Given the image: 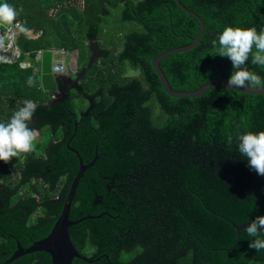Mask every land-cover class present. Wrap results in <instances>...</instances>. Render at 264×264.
Returning a JSON list of instances; mask_svg holds the SVG:
<instances>
[{
    "label": "trees",
    "instance_id": "16d2710c",
    "mask_svg": "<svg viewBox=\"0 0 264 264\" xmlns=\"http://www.w3.org/2000/svg\"><path fill=\"white\" fill-rule=\"evenodd\" d=\"M73 1H4L17 9V22L42 35L27 40L19 34L20 58L0 63V122L31 100L37 108L30 127L49 128L51 139L9 163L0 161V264L12 257L17 242L26 249L51 232L79 169L67 149L73 135L70 147L85 165L98 159L80 179L70 209L71 221L95 217L69 228L75 249L87 261L72 264H151V259L153 264H264V250L249 247L254 238L245 230L237 234L230 224L264 215V176L238 151L241 133L264 131V95L221 86L197 98L165 93L152 60L191 44L200 30L175 0H83L82 10L68 5L52 15ZM180 2L202 19L205 30L194 49L160 62L171 89L193 92L211 80H228L231 61L216 55L218 43L214 47L212 41L225 26L264 29V0ZM119 4L121 21L136 23L139 30L120 35L103 28ZM101 36L123 37L103 48ZM92 39L101 56L86 71L82 90L49 104L35 72L36 54L77 50L78 65L87 63ZM25 54L31 67L23 69ZM247 66L264 78V66L251 58ZM126 69L139 76H123ZM75 96L88 97L89 106L92 101L86 115L74 110ZM10 264H51V258L33 253Z\"/></svg>",
    "mask_w": 264,
    "mask_h": 264
},
{
    "label": "clouds",
    "instance_id": "9594fccd",
    "mask_svg": "<svg viewBox=\"0 0 264 264\" xmlns=\"http://www.w3.org/2000/svg\"><path fill=\"white\" fill-rule=\"evenodd\" d=\"M18 15L13 5L7 2L0 3V26L7 25L9 31L14 28L21 33L29 32L30 29L24 23L17 22ZM212 43L214 47H217L218 43L216 55L227 57L231 61L233 71L227 80V85L235 86V88H264V78L250 71L247 66L250 58L252 64L264 66V29L257 32L254 27L225 26L218 34L217 40ZM0 61V63L13 62L5 57ZM27 83L33 86V78L29 77ZM36 108L35 102L25 100L23 106L14 111L6 123L0 122V161L9 163L13 158L34 150L36 134L30 127V122ZM229 143H231V137H229ZM238 151L245 157L252 170L264 176V131L241 133L238 136ZM245 231L248 236L254 238L249 247L256 251L264 250V238H262L264 237V215L251 220L245 227Z\"/></svg>",
    "mask_w": 264,
    "mask_h": 264
},
{
    "label": "water",
    "instance_id": "95a60500",
    "mask_svg": "<svg viewBox=\"0 0 264 264\" xmlns=\"http://www.w3.org/2000/svg\"><path fill=\"white\" fill-rule=\"evenodd\" d=\"M175 2L178 5V7L184 13L194 17L199 22L200 30H199L198 36L192 40L191 44H189L187 46L167 50L152 60V66H153L157 76L160 79L161 85H162L165 93L174 99L197 98V97L202 96L204 93H206L211 87L221 86L222 88L229 90V91L235 90V91H239V92H242L244 94H249V95H264V88H249V89L248 88H235V86L227 85L226 79L211 80L210 82H208L207 84L203 85L201 88H199L198 90L193 91V92H177V91H174L171 89L163 71L160 68V62L169 56H172L175 54H180V53H185V52H188V51H191L192 49H194L196 47V45L198 44V42L200 41V39L204 33V30H205L204 22L202 21V19L199 16L194 14L192 11L186 9L181 4L180 0H175ZM72 4H74V2H71L69 4L59 5L56 8V10H54V11L57 12V10L60 7L68 6V5H72ZM92 42H94L95 51L98 52L97 56L94 55L95 51L92 47V45H93ZM89 50L92 54H91V57L89 59L88 66L85 69H83L75 79L68 78L67 81L61 79L60 76H54L52 74V70H51L52 54H51V52L45 51L42 53L41 60H40V85H41V88L44 92L49 93L52 95V97H54L52 99V101L50 102V104L57 102L55 97L61 96L62 99L60 102H62L64 100H67L70 98V92L72 90H74L76 92L81 91V88L79 87L80 80L84 77L86 71L89 70L90 68H92L97 57L101 56V50L99 49L98 44L95 41V39H92L90 46H89ZM14 61L15 60H13V62ZM232 88H234V89H232ZM58 93H60V94H58ZM89 104H90V106H89V109H90L91 104H92L91 100L89 101ZM87 113H88V110L81 113L80 116L86 115ZM74 125H75V132H76L77 123H75ZM73 137H74V135L72 136V138ZM72 138L67 143V149L77 157V159L79 161V169H78L77 175L75 176V178H74V180L70 186L68 196H67V199L64 203V206H63V209L61 211L60 216L58 217L53 228L51 229V232L49 233V235L46 238H44L38 242H34L29 248H26V249L22 248L20 243L17 242V244H16L17 249H16L15 253L12 255V257L6 262V264H10V263L14 262L15 260H17L21 257H24L26 255H30L33 253H46V254H48L51 258V264H72L74 259H79V260H83V261L87 262L86 259L84 257H82L77 252V250L75 249V247L71 241L70 235H69V228L76 226L85 220L94 219L95 217L87 216V217L81 218L77 221H71L70 220V209H71L72 201L74 199V196H75L76 190L78 188L80 179L83 177L84 173L89 168L94 166L98 157L96 156L95 159L91 163L85 165L83 163L82 158L80 157L79 153L75 149L70 147V142H71ZM230 224L233 226V228L235 229L237 234H239L242 230H245V227L248 225V223H246L243 225L236 226L231 222H230Z\"/></svg>",
    "mask_w": 264,
    "mask_h": 264
},
{
    "label": "rangeland",
    "instance_id": "374dc122",
    "mask_svg": "<svg viewBox=\"0 0 264 264\" xmlns=\"http://www.w3.org/2000/svg\"><path fill=\"white\" fill-rule=\"evenodd\" d=\"M134 1H138V0H134ZM77 2H75V4ZM123 8H124L123 4H119L116 8H113L111 10V15L105 17L104 22H103L104 23L103 28L107 27V29L110 33H114L115 30H118V32H120V35L126 34V33L131 32V31L139 30L140 27L136 23H133V22L125 23V22L121 21V13H122ZM102 37H104V39ZM122 37L123 36H101L100 42H98V43L101 47L106 48L108 46V44H110V41H112V39H114V40L116 39V41H120L122 39ZM92 44H93L92 47L95 51L94 42H92ZM109 49L112 50V48H109ZM117 53H118V48L114 51V55H116ZM94 55L97 56L98 52L95 51ZM114 55L110 56L108 58V60L111 61L113 59ZM11 57L12 56L10 55V58ZM69 63H70V58L67 57L66 64L69 65ZM82 65H83V60L80 61L79 65H77V68L79 69ZM126 67H127V65H126ZM73 70L77 71L75 63H73ZM103 76L106 77V71L103 73ZM123 76L137 77V76H139V72L132 71L130 69H126ZM123 79H125V78H123ZM49 100L51 101L52 99H49ZM87 101H86V98L84 101L78 96L74 97L72 104H73L74 110L76 111V113L78 115L85 112V110L88 108ZM154 112H157V110L155 109ZM35 134H36L35 146L37 144V145H40V147H44L49 142V140L51 139L50 138L51 132H50L49 128H43L39 131H35ZM35 150L37 151V149H35ZM22 156H23V154H22Z\"/></svg>",
    "mask_w": 264,
    "mask_h": 264
},
{
    "label": "built area",
    "instance_id": "2783aa9c",
    "mask_svg": "<svg viewBox=\"0 0 264 264\" xmlns=\"http://www.w3.org/2000/svg\"><path fill=\"white\" fill-rule=\"evenodd\" d=\"M20 23V22H19ZM16 32L25 35L28 39H38L42 35V31L34 32L30 30L27 33H21L17 29L8 30L7 25L0 26V51L4 55L5 59L17 60L20 58L21 52L16 45ZM42 51H39L35 56V61L39 62L41 59ZM10 55L12 56L10 58ZM68 53L63 50H56L52 52L53 57H66ZM27 60L20 63L21 68H29L31 66L29 55L26 54ZM52 74L62 75L67 72V68L63 60H56L52 58Z\"/></svg>",
    "mask_w": 264,
    "mask_h": 264
},
{
    "label": "crops",
    "instance_id": "0c3cea01",
    "mask_svg": "<svg viewBox=\"0 0 264 264\" xmlns=\"http://www.w3.org/2000/svg\"><path fill=\"white\" fill-rule=\"evenodd\" d=\"M4 1H6V0H0V2H4ZM78 1V2H77ZM74 2V4H72V5H77L78 7H79V9L80 10H82L83 9V0H75V1H73ZM75 2H77L76 4H75ZM55 12L56 11H53V13H52V15L53 14H55ZM18 35H19V33H17L16 32V43H17V38H18ZM25 38H27L26 36H25ZM27 40H28V38H27ZM29 40H33V39H29ZM35 40V39H34ZM89 46H90V43L88 44V52H89V54H87L86 55V59H88V62L87 63H85V62H83V64L85 63V64H87L86 65V67L88 66V63H89V59H90V57H91V52H90V50H89ZM99 47V46H98ZM56 50H60L59 48L57 49H50V50H46V51H49V52H51V54H52V52L53 51H56ZM42 51V50H41ZM42 52H45V51H42ZM67 52V51H66ZM120 52V49L118 48V53ZM68 53V55L66 56V57H53L52 56V58H53V60H54V58L56 59V60H63V62H64V64H65V66H66V68H67V72L64 74V75H61L60 76V78L61 79H63V80H65V81H67L68 80V78H72V79H75V77H76V75L79 73V71H78V68H77V65H78V62H79V53H78V51L77 50H74V51H72V52H67ZM67 57H69L70 58V63H69V65H67L66 64V59H67ZM25 59L23 60V61H26L27 60V57H26V54H25V57H24ZM100 59V56H98L97 57V59L95 60V62H94V64L97 62V60H99ZM30 60V58H28V61ZM7 63H10V62H7ZM39 63V62H38ZM73 63H75L76 64V69H77V71H74L73 70ZM85 67V68H86ZM85 68H83V69H85ZM82 69V70H83ZM81 70V71H82ZM80 71V72H81ZM35 72H39V78H40V64H39V66H38V69H36L35 70ZM84 78V77H83ZM82 78V79H83ZM81 79V80H82ZM81 80H80V82H79V87L81 88V90H82V87H81ZM78 93V92H77ZM48 98L49 99H53L54 97H52V95L51 94H49L48 95ZM87 101V100H86ZM51 102V101H50ZM50 102H49V104H50ZM87 103H88V101H87Z\"/></svg>",
    "mask_w": 264,
    "mask_h": 264
},
{
    "label": "flooded vegetation",
    "instance_id": "af4514ba",
    "mask_svg": "<svg viewBox=\"0 0 264 264\" xmlns=\"http://www.w3.org/2000/svg\"><path fill=\"white\" fill-rule=\"evenodd\" d=\"M78 74H79V73H78ZM78 74L76 75V77L78 76ZM76 77H75V78H76ZM73 91H74V90H72V91L70 92V95H71V93H72ZM58 94H60V93H58ZM70 97H71V96H70ZM85 98H86V100H88V99H87L88 97H83V99H85ZM51 99H52V98H51ZM55 99L57 100V102H60L62 98H61V96H58V97H55ZM51 101H52V100H51ZM88 107H89V105H88ZM87 109H88V108H87ZM87 109H86V110H87ZM142 251H143V250H142V247H139V248H138V252H142ZM99 260H100V258L97 259V261H99ZM108 262H109V264H115V263L111 262L110 260H108ZM154 262H155V260H154V259H151V262H150V263L153 264Z\"/></svg>",
    "mask_w": 264,
    "mask_h": 264
},
{
    "label": "bare ground",
    "instance_id": "6f19581e",
    "mask_svg": "<svg viewBox=\"0 0 264 264\" xmlns=\"http://www.w3.org/2000/svg\"><path fill=\"white\" fill-rule=\"evenodd\" d=\"M4 59V55L2 54V52L0 51V60Z\"/></svg>",
    "mask_w": 264,
    "mask_h": 264
}]
</instances>
